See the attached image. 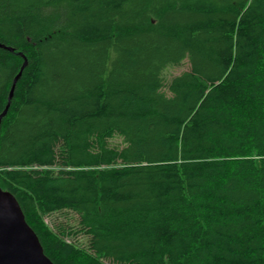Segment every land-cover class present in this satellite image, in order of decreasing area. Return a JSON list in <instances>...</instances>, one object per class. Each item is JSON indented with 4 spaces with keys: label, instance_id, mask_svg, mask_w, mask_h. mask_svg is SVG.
Segmentation results:
<instances>
[{
    "label": "trees",
    "instance_id": "obj_1",
    "mask_svg": "<svg viewBox=\"0 0 264 264\" xmlns=\"http://www.w3.org/2000/svg\"><path fill=\"white\" fill-rule=\"evenodd\" d=\"M0 187L54 264H264V0H0Z\"/></svg>",
    "mask_w": 264,
    "mask_h": 264
},
{
    "label": "water",
    "instance_id": "obj_2",
    "mask_svg": "<svg viewBox=\"0 0 264 264\" xmlns=\"http://www.w3.org/2000/svg\"><path fill=\"white\" fill-rule=\"evenodd\" d=\"M0 264H54L45 255L37 234L26 222L16 197L1 187Z\"/></svg>",
    "mask_w": 264,
    "mask_h": 264
},
{
    "label": "rangeland",
    "instance_id": "obj_3",
    "mask_svg": "<svg viewBox=\"0 0 264 264\" xmlns=\"http://www.w3.org/2000/svg\"><path fill=\"white\" fill-rule=\"evenodd\" d=\"M186 65L187 64L181 65L179 67H175L174 69L171 70V72L177 73L180 70L184 69ZM66 214H69V215H65L62 212L53 213L50 216L46 217V221L48 222L49 225L56 224L57 222H62V223L69 224V225H75L76 215L73 214L72 212H69Z\"/></svg>",
    "mask_w": 264,
    "mask_h": 264
}]
</instances>
